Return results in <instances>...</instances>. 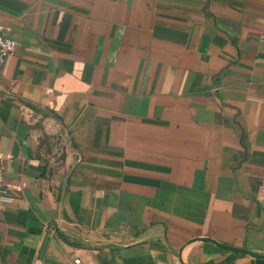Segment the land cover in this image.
<instances>
[{"label": "crops", "instance_id": "obj_1", "mask_svg": "<svg viewBox=\"0 0 264 264\" xmlns=\"http://www.w3.org/2000/svg\"><path fill=\"white\" fill-rule=\"evenodd\" d=\"M0 28V264L264 255V0H0Z\"/></svg>", "mask_w": 264, "mask_h": 264}, {"label": "built area", "instance_id": "obj_2", "mask_svg": "<svg viewBox=\"0 0 264 264\" xmlns=\"http://www.w3.org/2000/svg\"><path fill=\"white\" fill-rule=\"evenodd\" d=\"M19 42L15 36L0 28V71L5 67L8 59L13 56L18 48ZM10 185L7 181L5 167L0 159V194L8 195Z\"/></svg>", "mask_w": 264, "mask_h": 264}, {"label": "water", "instance_id": "obj_3", "mask_svg": "<svg viewBox=\"0 0 264 264\" xmlns=\"http://www.w3.org/2000/svg\"><path fill=\"white\" fill-rule=\"evenodd\" d=\"M39 111L44 113V114H47L43 110H39ZM195 242L209 243V244H213L219 248H222L224 250L245 254V255H248V256L256 258V259H264V255L254 253L250 250H247L246 248H237L234 246H229V245L223 244V243H221V242H219L213 238H209V237H198V238H194L192 240H189L188 242H186L184 245H182L179 248L177 255H178V259H179L180 264H187L183 259V252L187 246H189L190 244L195 243Z\"/></svg>", "mask_w": 264, "mask_h": 264}]
</instances>
